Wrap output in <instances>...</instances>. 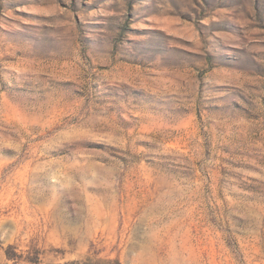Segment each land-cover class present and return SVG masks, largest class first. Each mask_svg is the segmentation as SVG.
I'll use <instances>...</instances> for the list:
<instances>
[{
  "label": "rangeland",
  "instance_id": "1",
  "mask_svg": "<svg viewBox=\"0 0 264 264\" xmlns=\"http://www.w3.org/2000/svg\"><path fill=\"white\" fill-rule=\"evenodd\" d=\"M88 256L264 264V0H0V264Z\"/></svg>",
  "mask_w": 264,
  "mask_h": 264
},
{
  "label": "trees",
  "instance_id": "2",
  "mask_svg": "<svg viewBox=\"0 0 264 264\" xmlns=\"http://www.w3.org/2000/svg\"><path fill=\"white\" fill-rule=\"evenodd\" d=\"M13 251H12V246L8 245L5 248V256L8 259H13ZM38 259L36 258L35 260L33 259H28V262L32 264H38ZM61 264H122L120 260L116 257L114 258H109V259H103L100 257L94 258V257H84V259H76V260H71V261H65Z\"/></svg>",
  "mask_w": 264,
  "mask_h": 264
}]
</instances>
